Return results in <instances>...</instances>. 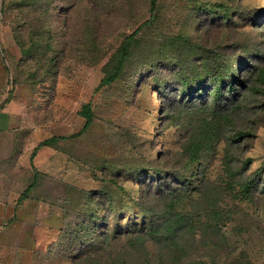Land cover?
Wrapping results in <instances>:
<instances>
[{"label":"rangeland","instance_id":"1","mask_svg":"<svg viewBox=\"0 0 264 264\" xmlns=\"http://www.w3.org/2000/svg\"><path fill=\"white\" fill-rule=\"evenodd\" d=\"M149 1L140 0L127 28L119 24V16L101 14L102 36L107 38L99 48L103 56L110 41L118 42L149 17ZM89 2L54 0L55 11L46 18L41 9L7 11L0 0V264H80L74 259L89 250L109 262L131 235L151 224L128 195H141L137 174L120 178L124 192L109 181V169L121 172L140 162L149 166L150 159L174 146L176 133L161 125L152 81L135 86L117 79L100 85L105 74L95 59L87 61L89 43L80 41L82 26L92 16ZM194 4L159 0L156 19L140 34L142 45L150 49L162 34L191 23L188 10ZM66 25L77 33V43L51 64L48 43L63 46L69 38L59 39V34ZM19 40L26 47L39 40L51 52L23 57ZM87 103H92L93 123L78 135ZM51 137L56 138L52 145L37 148ZM247 154L252 171L264 168V126ZM219 168L215 158L209 175L216 177ZM199 182L195 177L193 186ZM105 189L115 195L104 196ZM107 198H113L111 205ZM216 198L223 209L238 212L224 223L223 235H215L209 226L195 230L188 238L195 244L192 257L207 264H264V193L251 201H233L219 192ZM106 232L112 238L103 245ZM147 246L157 250L152 241Z\"/></svg>","mask_w":264,"mask_h":264},{"label":"trees","instance_id":"2","mask_svg":"<svg viewBox=\"0 0 264 264\" xmlns=\"http://www.w3.org/2000/svg\"><path fill=\"white\" fill-rule=\"evenodd\" d=\"M53 2L4 0V9H41L48 18L55 11ZM139 2L90 0L92 16L82 26L85 34L80 35V41L89 43L84 50L87 61L95 59L105 74L101 86L117 79L135 86L152 81L161 125L176 133L174 146L150 159L149 166L140 162L121 172L116 167L109 169V181L124 192L120 178L137 174L141 195H128L151 219L147 230L131 235L109 262L90 250L78 253L74 260L80 264H207L203 258L192 257L195 244H189L188 238L205 226L215 235H223L224 223L238 212L223 209L216 192L230 195L233 201H251L264 193V168L252 171V159L247 156L258 129L264 126V0H193L195 4L188 10L191 23L162 34L159 44L149 49L140 42V34L157 16L159 0H150L149 17L132 32L120 35L118 42L110 41L112 45L103 56L99 48L107 38L102 36L101 14L119 16V24L127 28L130 19L136 18ZM66 26L59 34V39L69 38L63 46L48 43L53 53L46 56L51 64L77 43V33ZM18 42L23 57L39 50L43 56L46 50L51 52L39 40L29 47ZM80 113L86 122L78 135L93 123L92 103L84 104ZM54 140L47 138L37 148L52 145ZM215 158L220 168L213 178L209 167ZM195 177L200 179L198 187L193 186ZM103 193L115 195L114 190ZM105 202L111 205L113 198ZM111 238L106 232L103 245ZM148 241L157 247L154 253L149 251Z\"/></svg>","mask_w":264,"mask_h":264}]
</instances>
